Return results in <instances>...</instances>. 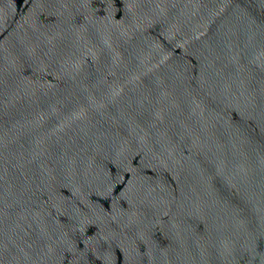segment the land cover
Returning <instances> with one entry per match:
<instances>
[{
    "label": "water",
    "instance_id": "obj_1",
    "mask_svg": "<svg viewBox=\"0 0 264 264\" xmlns=\"http://www.w3.org/2000/svg\"><path fill=\"white\" fill-rule=\"evenodd\" d=\"M0 264H264V0H0Z\"/></svg>",
    "mask_w": 264,
    "mask_h": 264
}]
</instances>
